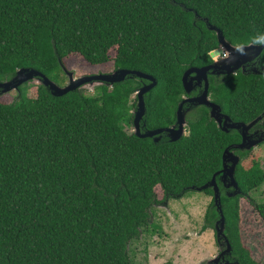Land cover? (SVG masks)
<instances>
[{"label":"trees","instance_id":"16d2710c","mask_svg":"<svg viewBox=\"0 0 264 264\" xmlns=\"http://www.w3.org/2000/svg\"><path fill=\"white\" fill-rule=\"evenodd\" d=\"M211 27L232 46L264 44V0H0V82L34 69L62 87L69 56L92 67L112 62L114 71L154 77L144 95L145 130L169 128L184 97L197 95L185 93L184 72L212 64L220 48ZM208 81L210 101L232 122L261 118L254 126L264 129V72ZM148 83L127 77L61 97L25 83L11 103H0V264H135L130 245L157 232L155 205L198 192L222 169L224 151L241 135L223 132L204 106L191 108L186 135L173 143L126 131L136 92ZM235 153L238 193L228 197L215 179L226 258L260 264L241 243L239 203L248 200L264 222V169L253 160L244 166L249 151ZM200 192L211 197L201 232L214 230L213 189Z\"/></svg>","mask_w":264,"mask_h":264},{"label":"rangeland","instance_id":"374dc122","mask_svg":"<svg viewBox=\"0 0 264 264\" xmlns=\"http://www.w3.org/2000/svg\"><path fill=\"white\" fill-rule=\"evenodd\" d=\"M114 56V51L110 53ZM64 85L68 84L67 74L73 78L111 74L114 71L113 63L107 62L100 66L92 67L80 56L72 55L63 60ZM31 85H42L39 79L28 81ZM94 85H85L80 89L93 93ZM16 91L12 90L0 94V103L8 104L15 98ZM135 95L132 96V101ZM187 116V115H186ZM264 121V116L262 117ZM186 129V127H185ZM133 132V127L126 129ZM186 135V131H185ZM249 156L244 161L258 162L264 169V133L253 139ZM245 150V149H244ZM260 194L264 192V185L260 188ZM233 191L228 192L231 194ZM157 199H162L163 194L159 187L155 188ZM260 199L263 195H253ZM211 202V197L202 192L188 193L183 197L155 205L152 222L157 227L153 235L143 234L130 245V256L135 264H213L220 252L226 249L223 238L217 241V236L212 229L201 232L204 214ZM239 230L240 240L250 257L257 263L264 264V222L249 204L248 200L241 199L239 203ZM230 257V254H226ZM223 264H234L224 259Z\"/></svg>","mask_w":264,"mask_h":264},{"label":"water","instance_id":"95a60500","mask_svg":"<svg viewBox=\"0 0 264 264\" xmlns=\"http://www.w3.org/2000/svg\"><path fill=\"white\" fill-rule=\"evenodd\" d=\"M210 29L216 32L218 43L225 51L226 56L221 57L218 60H214L212 64L205 67L190 68L184 72L181 80L185 93L187 95L191 94V92L194 91L195 87L197 86H202V90L197 95L190 98H185L179 103L176 111L175 123L169 128L145 130V123L143 120L146 113L144 95H146L151 89L156 86V80L154 79V77L140 71L120 69L113 71V73L111 74L84 76L76 79L73 78V75L71 73L67 74L68 84L59 87L54 82L50 81L46 76L35 71L34 69H19L12 77V79L6 82H0V94H5L12 90L17 91L22 84H25L33 79H39L42 86L48 89L52 96L61 97L68 92L75 91L81 87H84L85 85H94L92 88L94 89L95 87L101 85L111 86L115 83H121L127 77H136L149 82L148 84H144L136 92L137 104L136 110L133 113V132L136 137L140 139L150 138L154 143H157L161 140V135L164 134L168 138L169 142H176L180 138L185 136L187 113L191 110L192 107L204 106L208 109L209 118L213 119L216 122L218 128H220L223 132L236 130L240 133L242 141L240 144L235 146V149L249 150L251 146H253V143L248 140L246 132L261 118L254 120L248 125L232 122L228 116L224 115L221 112V108L217 104L210 101L208 96V76L232 75L237 73L238 71H241L242 73H249L251 70L248 69L246 71V65L258 59V57L264 51V44L232 46L224 39L219 30L214 27H211ZM212 53L213 54L211 55V57H216L219 55L218 50ZM260 72H264V66L262 67L261 71L257 70V68L254 67L251 73L260 74ZM238 162L239 157L230 150V147L227 148L222 155V169L213 175L209 183L197 189V191L205 190L207 188L213 189L214 205L216 206V209L218 210L220 215L219 220L215 223L214 232L217 236L218 242L220 238H223L224 243L226 244V249L220 252L215 259L210 261L213 262V264L217 263L220 257L224 256L225 254L231 253V247L224 235V217L222 215L220 207V192L216 185L215 179H218L220 177L223 183L227 181V185L224 184L226 187L233 188V192L231 194H227L228 197L237 194L238 186L234 178V172ZM234 264L237 263L235 262Z\"/></svg>","mask_w":264,"mask_h":264},{"label":"flooded vegetation","instance_id":"af4514ba","mask_svg":"<svg viewBox=\"0 0 264 264\" xmlns=\"http://www.w3.org/2000/svg\"><path fill=\"white\" fill-rule=\"evenodd\" d=\"M261 55H262V53H261ZM261 55L258 57L257 60H255L254 62H252V63L246 65V71H247L248 69H250L251 71H250L249 73H251L254 67L257 68V70L261 71L262 67H261L260 64H259V61H260V57H261ZM217 60H218V59H217ZM220 76H221V75H216L215 77H220ZM201 90H202V86H197V87H195V91L197 92V94H198ZM192 97H193V96H192ZM184 98H187V97H184ZM185 106H186V105H185ZM263 133H264V129H262V128H256L255 126H252L251 128H249V129L247 130V132H246V136H247L248 140L252 142L254 138H256V137H258V136H261V137H262V136H263ZM239 134H240V133H239ZM238 144H239V143H238ZM236 145H237V144H235V145H231V146H230V149H231V151H232L235 155L238 156V154L235 153V152H239V151L242 152V151H245V150L235 149V146H236ZM238 157H239V156H238ZM218 180H219L220 184L222 185L223 189L226 191L225 194H228V192H229L230 190H233L232 187L229 188V187H226V186H225V185H227V181H226L225 183H223L220 177L218 178ZM224 184H225V185H224ZM226 256H228V255L225 254L224 256L220 257L219 260L217 261V263H215V264H223L224 259L226 258Z\"/></svg>","mask_w":264,"mask_h":264},{"label":"built area","instance_id":"2783aa9c","mask_svg":"<svg viewBox=\"0 0 264 264\" xmlns=\"http://www.w3.org/2000/svg\"><path fill=\"white\" fill-rule=\"evenodd\" d=\"M219 55L217 56V58H221V57H225L226 56V53L225 51L223 50V48H220L219 50ZM213 53H211L210 55H212Z\"/></svg>","mask_w":264,"mask_h":264},{"label":"clouds","instance_id":"9594fccd","mask_svg":"<svg viewBox=\"0 0 264 264\" xmlns=\"http://www.w3.org/2000/svg\"><path fill=\"white\" fill-rule=\"evenodd\" d=\"M220 48H221V46H220ZM220 48H219V49H217V50L219 51V50H220ZM214 51H216V50H214ZM214 51H212V52H214ZM212 52H211V53H212ZM219 52H220V51H219ZM211 53H210V54H211ZM210 56H211V55H210ZM211 58H212V60H213V61H214V60H217V59H220V58H217V56H216V57H211Z\"/></svg>","mask_w":264,"mask_h":264}]
</instances>
